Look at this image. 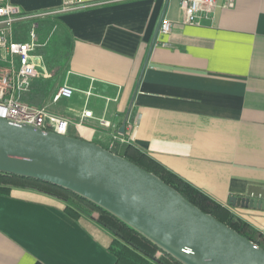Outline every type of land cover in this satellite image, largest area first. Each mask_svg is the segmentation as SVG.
<instances>
[{
  "label": "crops",
  "instance_id": "crops-1",
  "mask_svg": "<svg viewBox=\"0 0 264 264\" xmlns=\"http://www.w3.org/2000/svg\"><path fill=\"white\" fill-rule=\"evenodd\" d=\"M62 1L0 0L37 35L30 104L68 119L71 136L133 144L264 235V208L229 205L264 187V0H216L201 25L183 22L178 0H81L53 12ZM162 15L170 32L151 45ZM7 58L0 50V66ZM63 83L73 93L54 101ZM83 109L93 117L77 126ZM64 207L38 190L0 193V264H114L110 235Z\"/></svg>",
  "mask_w": 264,
  "mask_h": 264
},
{
  "label": "water",
  "instance_id": "water-1",
  "mask_svg": "<svg viewBox=\"0 0 264 264\" xmlns=\"http://www.w3.org/2000/svg\"><path fill=\"white\" fill-rule=\"evenodd\" d=\"M0 171L78 193L183 264H264L262 247L200 210L152 172L95 142L0 117ZM229 201L263 209L264 187L250 186Z\"/></svg>",
  "mask_w": 264,
  "mask_h": 264
},
{
  "label": "trees",
  "instance_id": "trees-1",
  "mask_svg": "<svg viewBox=\"0 0 264 264\" xmlns=\"http://www.w3.org/2000/svg\"><path fill=\"white\" fill-rule=\"evenodd\" d=\"M21 100L26 103L31 101L27 99L26 94L22 95ZM32 101L37 103L39 99L34 98ZM109 150L152 172L200 210L212 214L264 249L263 234L233 214L227 206L210 199L133 144H116ZM14 187L38 190L58 197L65 203L64 210L68 215L76 219L83 217L94 221L110 235V242L106 248L114 256V264H183L117 216L78 193L40 179L0 171V193H8ZM229 205L234 204L229 201Z\"/></svg>",
  "mask_w": 264,
  "mask_h": 264
},
{
  "label": "built area",
  "instance_id": "built-area-1",
  "mask_svg": "<svg viewBox=\"0 0 264 264\" xmlns=\"http://www.w3.org/2000/svg\"><path fill=\"white\" fill-rule=\"evenodd\" d=\"M81 0H63L59 9L53 12H62L74 9ZM183 13V22L190 25H201L204 21H212L216 0H178ZM232 0H224L223 6H232ZM48 14L40 12L36 16ZM24 18L17 5H0V50L8 57L7 64L0 66V117L13 122L31 125L44 131H53L58 134H68L69 121L65 117L48 111L44 106H34L21 100L31 87L32 79L37 75L35 63L32 61L34 50L39 45L34 27L29 31L27 41H18L12 38L13 23ZM171 21L162 18L159 31L169 33ZM46 73V72H45ZM73 88L66 83L58 86L53 94V100L72 95ZM90 94V91H86ZM93 117L92 111L83 109L77 126H82L83 118ZM103 126H110L104 118L98 119Z\"/></svg>",
  "mask_w": 264,
  "mask_h": 264
},
{
  "label": "rangeland",
  "instance_id": "rangeland-1",
  "mask_svg": "<svg viewBox=\"0 0 264 264\" xmlns=\"http://www.w3.org/2000/svg\"><path fill=\"white\" fill-rule=\"evenodd\" d=\"M13 33L17 39L28 40L29 31L31 29V24L27 22H15L13 23Z\"/></svg>",
  "mask_w": 264,
  "mask_h": 264
}]
</instances>
